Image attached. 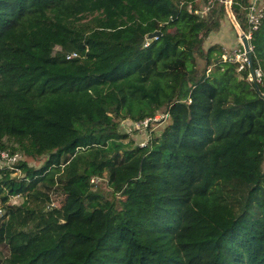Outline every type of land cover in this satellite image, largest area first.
I'll return each instance as SVG.
<instances>
[{
    "label": "trees",
    "instance_id": "16d2710c",
    "mask_svg": "<svg viewBox=\"0 0 264 264\" xmlns=\"http://www.w3.org/2000/svg\"><path fill=\"white\" fill-rule=\"evenodd\" d=\"M198 2L0 0V151L27 158L0 171V264H264V89L204 51ZM156 114L144 147L121 131Z\"/></svg>",
    "mask_w": 264,
    "mask_h": 264
},
{
    "label": "built area",
    "instance_id": "2783aa9c",
    "mask_svg": "<svg viewBox=\"0 0 264 264\" xmlns=\"http://www.w3.org/2000/svg\"><path fill=\"white\" fill-rule=\"evenodd\" d=\"M222 2L226 8L227 1H222ZM210 3L211 2L209 1L206 4L207 7H205V8H207L206 9L207 11L211 8ZM230 4H231V1L228 4L229 10H230ZM261 7H264V0L263 1L262 0H251L250 1V6L248 7L246 15H245V23H246V29L247 30H246V32L242 31V33L247 38L248 42L250 41V39L252 37V33L254 31H256L260 25V20H261L262 15H263L262 11H261ZM197 12L205 14V12L202 10L194 11V13H197ZM231 16H232V14H231ZM232 19L234 20L233 16H232ZM249 47L251 49L250 42H249ZM80 57L81 56L77 52H71V53H68L65 55L66 60H72V59H76V58H80ZM221 58H222L223 62L237 63L238 66H237L236 72H238V74L244 70H248L246 80L249 82H252L253 84H256L258 86L260 85L264 89V77H263V73H262L261 69H255L254 70V78H252L250 73H249V61H248L245 49H244L241 41L239 43V47L234 49L230 55L229 54L227 55L223 52V54L221 55ZM263 95H264V92H263ZM159 115H161V114H159ZM164 118H165V116H163V115L158 116L156 114L154 116V118H147V119L140 121V122H130V126L135 127L136 128V129L134 128L135 130H140V131L146 132V135L144 134L145 140H143L142 142L139 143L140 147H144L148 142L149 134H147L146 130L149 127V125L152 123L158 122ZM23 161H24V159L19 152L10 153L8 150L0 151V171L1 170H9V171L13 170L15 174H18L21 172V169L18 167V164L23 162ZM13 198L18 199V196H15ZM4 214H5V209L2 206H0V224L3 222Z\"/></svg>",
    "mask_w": 264,
    "mask_h": 264
},
{
    "label": "rangeland",
    "instance_id": "374dc122",
    "mask_svg": "<svg viewBox=\"0 0 264 264\" xmlns=\"http://www.w3.org/2000/svg\"><path fill=\"white\" fill-rule=\"evenodd\" d=\"M217 1V0H216ZM222 1H227V0H221L218 1V3H223ZM231 1V0H230ZM229 1V2H230ZM217 2H213L210 3V6L212 9H214L215 11L213 12L214 16H217V18L219 19V27H217L216 29H214L209 35L208 37L204 40L203 42V46L202 48L204 49V51L207 50V48H209L210 46H217L220 49H222V51H224L225 54H231L232 51L236 48L239 47V43H240V39H239V33H241V29L239 28V26L237 25L236 21H234L232 19V17L230 16V13H228V11H226L225 8V12L221 14V11H219V5ZM200 9H202V11L206 13H208V11L206 10L207 7L205 2H203V0H199L198 2ZM225 7V6H224ZM198 66L200 69H202L204 67V62L203 60H198ZM213 70L215 68H212ZM238 74V72H236ZM239 78H241L240 75H238ZM158 116H161L159 114H157ZM120 128L121 131H125L127 133V135L130 136V138H134L136 140H138V142L140 141V138L144 137L145 131H139V130H135L133 127L130 126V122L129 120H125L122 121L120 123ZM160 127H158L157 129H155V127L152 128V131L154 134H157L160 129ZM159 129V130H158ZM127 140H125L126 142ZM137 142V143H138ZM140 145V144H138ZM24 160H27L26 156L23 155V153L21 151H18ZM45 161V156L42 158V162ZM28 165L31 166H38L40 165V162H34L32 160L28 161ZM263 168H264V163H263ZM14 175H18V176H24L23 171H21L18 174ZM94 189H101L103 190V193H107L108 191V187L104 185L103 182H100L96 185V187H94ZM22 198V197H21ZM13 200H17L16 198H11L10 202L13 203ZM9 202V203H10ZM0 251L4 254L7 253L6 248L3 245H0Z\"/></svg>",
    "mask_w": 264,
    "mask_h": 264
},
{
    "label": "water",
    "instance_id": "95a60500",
    "mask_svg": "<svg viewBox=\"0 0 264 264\" xmlns=\"http://www.w3.org/2000/svg\"><path fill=\"white\" fill-rule=\"evenodd\" d=\"M229 1L230 0H227L226 11H228V13H230V16H231V12L229 10V5H228ZM159 35H160V32H153V33L148 35L147 39L148 40L156 39ZM239 39H240L241 43L243 44V47L245 49V52H246V55H247V58H248V61H249V73H250L251 77L254 78V70H253V67H252V50L249 47V42H248L247 38L245 37V35L242 32L239 33ZM254 88H255L257 93L262 94L260 92V89H259L258 85L254 84Z\"/></svg>",
    "mask_w": 264,
    "mask_h": 264
}]
</instances>
